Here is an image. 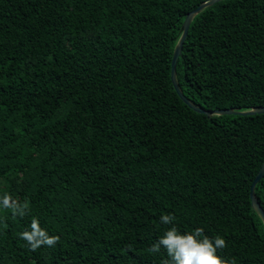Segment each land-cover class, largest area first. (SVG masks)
Returning <instances> with one entry per match:
<instances>
[{"label":"trees","instance_id":"trees-1","mask_svg":"<svg viewBox=\"0 0 264 264\" xmlns=\"http://www.w3.org/2000/svg\"><path fill=\"white\" fill-rule=\"evenodd\" d=\"M208 1L0 0V201L29 204L0 203V264H161L167 213L264 264V114H199L172 83ZM177 79L204 110L264 108V0L198 14ZM33 217L55 246L20 238Z\"/></svg>","mask_w":264,"mask_h":264},{"label":"clouds","instance_id":"clouds-1","mask_svg":"<svg viewBox=\"0 0 264 264\" xmlns=\"http://www.w3.org/2000/svg\"><path fill=\"white\" fill-rule=\"evenodd\" d=\"M0 203L5 208H11L14 216L21 217L27 214L29 207L27 201L21 203L7 194ZM175 220L172 213L160 217V223L169 227L148 249L152 253L165 250L167 259L162 260L161 264H235L234 259L229 261L218 254L226 247V240L221 236L210 237L203 228L181 232L174 223ZM30 229L20 233V238L28 243L31 251L42 246L53 247L59 242V236H49L35 217L32 218Z\"/></svg>","mask_w":264,"mask_h":264},{"label":"water","instance_id":"water-1","mask_svg":"<svg viewBox=\"0 0 264 264\" xmlns=\"http://www.w3.org/2000/svg\"><path fill=\"white\" fill-rule=\"evenodd\" d=\"M225 0H209L208 2L200 5L195 11L191 12L190 14H188V16L186 17V20L183 24L182 27V36L175 48L174 51V55H173V60H172V73H171V77H172V83L174 85V88L176 90V92L178 93L179 97L183 100V102L188 105L191 109H193L195 112L199 113V114H205L208 117L214 116V115H239V116H252V115H258V114H264V108H256L253 110H249V111H244V112H240V111H235L232 109H225V110H218V111H207L204 110L196 105H194L183 93L178 79H177V65H178V61L179 58L182 54L183 51V46H184V42L188 36V32L189 29L191 27V24L194 20V18L200 14L201 12H203L206 8L208 7H212L213 5H215L216 3L222 2ZM264 178V164L262 165L259 173L257 174L252 187H251V201H252V207L253 209L258 213V215L261 217V219L263 220L264 223V210L261 207L257 197H256V193H255V189L257 184Z\"/></svg>","mask_w":264,"mask_h":264}]
</instances>
